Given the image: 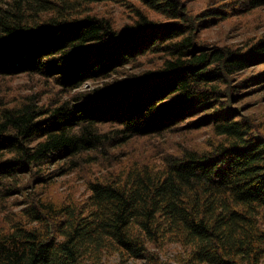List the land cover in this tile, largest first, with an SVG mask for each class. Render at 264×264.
I'll list each match as a JSON object with an SVG mask.
<instances>
[{"label":"trees","instance_id":"16d2710c","mask_svg":"<svg viewBox=\"0 0 264 264\" xmlns=\"http://www.w3.org/2000/svg\"><path fill=\"white\" fill-rule=\"evenodd\" d=\"M196 1L0 0V264L264 262V0Z\"/></svg>","mask_w":264,"mask_h":264},{"label":"rangeland","instance_id":"374dc122","mask_svg":"<svg viewBox=\"0 0 264 264\" xmlns=\"http://www.w3.org/2000/svg\"><path fill=\"white\" fill-rule=\"evenodd\" d=\"M196 8H199L202 4V0L196 1V3H192ZM112 14L116 16L119 22L124 21L127 17L123 13V8L119 6H113L112 7ZM264 30V26L261 25L259 21H256L254 23L249 24L247 27H230L229 25H223L221 27L214 28L207 32L210 39L218 40L220 42H238L241 41L245 36H252L251 34H254L256 32H260ZM29 77L26 75H20L15 77L12 80V88H18L20 91H30L32 88H36L35 82L30 81L28 79ZM86 84V86H88ZM32 87V88H31ZM263 93H260L258 97L263 96ZM262 107L261 113L264 114V100L262 98V102L260 103V106ZM60 186L59 188H56L55 191H63L65 189H71V190H77V194L84 192V183L85 178L84 177H76L75 173H70L63 177L62 179H59ZM62 182V183H61ZM63 185V186H62ZM85 194V193H84ZM11 205L6 208L5 212L7 213L9 210L12 211L13 205L15 204L13 201L10 203ZM17 210V209H13ZM179 247H177L175 244H169L165 247L164 253L162 256L164 258H169V260H173L175 262V255L178 253ZM100 264H145L144 261H120L116 254L112 252H107L101 260ZM264 264V262L262 263Z\"/></svg>","mask_w":264,"mask_h":264}]
</instances>
